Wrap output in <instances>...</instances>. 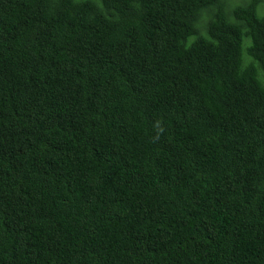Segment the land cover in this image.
Returning <instances> with one entry per match:
<instances>
[{
    "label": "trees",
    "instance_id": "obj_1",
    "mask_svg": "<svg viewBox=\"0 0 264 264\" xmlns=\"http://www.w3.org/2000/svg\"><path fill=\"white\" fill-rule=\"evenodd\" d=\"M262 0H0V264H264Z\"/></svg>",
    "mask_w": 264,
    "mask_h": 264
},
{
    "label": "rangeland",
    "instance_id": "obj_2",
    "mask_svg": "<svg viewBox=\"0 0 264 264\" xmlns=\"http://www.w3.org/2000/svg\"><path fill=\"white\" fill-rule=\"evenodd\" d=\"M243 1L244 0H226V11H229L236 4H242ZM257 10L260 15H264V0L259 3Z\"/></svg>",
    "mask_w": 264,
    "mask_h": 264
}]
</instances>
